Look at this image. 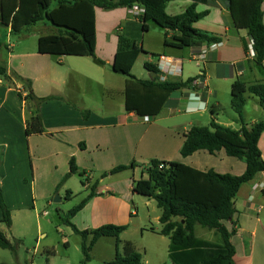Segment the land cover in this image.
<instances>
[{
	"label": "crops",
	"instance_id": "obj_1",
	"mask_svg": "<svg viewBox=\"0 0 264 264\" xmlns=\"http://www.w3.org/2000/svg\"><path fill=\"white\" fill-rule=\"evenodd\" d=\"M192 4V0L173 1L168 4L167 13L170 16L181 15ZM262 9L264 21V4ZM134 10L96 8L95 54L97 60L103 64L91 57L55 58L40 54L39 39L52 34L46 26L37 25L30 33L20 36H13L10 28L0 29V40L4 44L0 50V64L7 66L9 77L7 81L0 78V188L12 213V228L13 212H22L26 208V201L22 203L21 200L26 197L28 189L34 194L38 181H48L51 163L57 176H63L68 173L70 161L74 158L78 168L85 171L86 178L89 179L87 189L98 182L97 194H113L97 195L73 218L72 223L80 231L94 230L109 224H129V198L131 195H137L133 191L134 182L148 179L143 169L148 167L152 160L180 162L202 172L214 170L219 174L234 176H241L246 171L244 161L230 158L224 151L214 155L207 151H198L183 158L181 149L185 141L184 136L198 123H189V127H183L181 136H176L171 128L149 124L145 121L146 117L127 112L125 86L128 78L113 72L112 67L120 47V36H127L146 52L147 62L158 64L159 59L153 57L154 52H157L158 55L182 64V74L167 76V81L185 82L190 78L203 76L197 81H203L205 86H201L199 90L183 89L174 93L157 117L167 110L168 118H174L182 109L188 116L202 115L209 111L210 106L212 114L217 115V110L223 106L219 96L231 95V86L236 80L246 84H264V74L253 64V60L249 59L243 46L242 39L248 38L247 31L237 30L225 0H208L207 3H200L197 10L209 11V15L195 24V27L221 38V43L214 44L215 48L206 45L202 48L185 49L165 47V39L171 42L175 33L161 34L158 42L152 44L149 39L150 25L147 32L141 31L142 24ZM139 40H142V43H139ZM152 47L160 51H153ZM205 49L208 50L207 58L199 65L196 57ZM146 73L142 79L135 77L141 80L154 78L149 71ZM16 75L32 82V91L37 98L59 97L44 102L40 107L46 131L44 134L27 135V121L34 111L35 104L19 97L23 86L15 79ZM159 77L157 76L158 80ZM211 84L214 89H210ZM97 88L111 92L117 95V98H106L101 103L93 92L94 89L97 91ZM196 95L200 97L199 100H195ZM23 96L25 97V94ZM81 111H89L88 118H84ZM212 117L218 124L233 130H240L243 124V120L238 118L232 119L231 123H225L215 115L211 116V120ZM255 123L258 121L247 125ZM261 135L259 149L264 159V133ZM134 147L141 148V152L134 153ZM102 148H110L112 153L95 157L94 152ZM88 157L94 162L92 167L129 165L133 159L137 167L98 181L89 173L91 169L86 162ZM262 185L264 174L258 175L256 179L241 187L234 204L237 210L234 218L236 224L226 223L227 229L235 231L232 241L236 248V264H264ZM160 216L156 218L157 223H160ZM1 217L0 210V219ZM1 225L3 224H0V229ZM198 226L194 227L196 237ZM207 230L213 231L220 240L203 241L215 245L223 244L220 234L215 230ZM154 233L160 235L158 231ZM160 236L166 239L163 241H167L169 258L170 241L167 237ZM170 264H173L171 260Z\"/></svg>",
	"mask_w": 264,
	"mask_h": 264
},
{
	"label": "trees",
	"instance_id": "obj_2",
	"mask_svg": "<svg viewBox=\"0 0 264 264\" xmlns=\"http://www.w3.org/2000/svg\"><path fill=\"white\" fill-rule=\"evenodd\" d=\"M177 0H0V29L10 28L13 36L26 35L37 25L46 26L52 34L39 39V53L51 57H91L100 64L95 54V10H114L118 8H143L139 16L142 31L147 32L153 24L164 30L166 35L173 32L172 41L165 39V47L173 46L180 49L211 47L221 43V38L201 31L195 24L204 20L209 11L199 12L200 3L208 0H192L193 4L181 15L170 16L167 13L169 3ZM226 7L232 16L237 30L247 31V39H242L243 46L249 57V45L253 44L255 57L253 64L264 74V0H225ZM4 44L0 40V50ZM146 52L131 41L127 36H120V47L116 54L113 72L127 79L125 86V110L134 112L141 117L154 118L163 110L169 98L183 89H193L198 78L187 81L160 82L161 74L158 64L145 63L144 68L154 75L152 80H141L132 74L133 67L141 54ZM159 59L161 55H153ZM6 65L0 64V78L7 81ZM23 88L19 97L25 101L34 102V111L27 121V135L44 134L41 105L59 97L49 96L37 98L32 91V82L18 75L15 76ZM232 87V107L240 120L247 103L246 94L258 97L264 104V84H246L236 80ZM199 89V88H198ZM25 94V97L23 96ZM88 118L89 111H81ZM215 115V113H214ZM213 116V114H212ZM240 130H233L212 120L208 127L193 126L186 134L181 156L187 158L198 151H207L214 155L224 151L230 158H237L246 164V171L241 176L219 174L214 170L202 172L180 162L152 160L143 169L148 179L134 182L133 191L137 195L154 199L161 210L159 222L160 235L167 237L169 244V259L173 264H236L234 257L236 248L232 238L234 230L227 229L226 223H235L237 210L235 200L241 187L264 174V159L259 149L261 134L264 133V122L251 126L242 121ZM164 165L160 169V165ZM137 167L136 162L130 166H119L103 174L102 178ZM80 175L86 187L89 179L86 172L76 165L72 158L65 181L74 175ZM97 184L91 188L89 195L76 207L62 217L64 224L82 237L84 263L90 261V253L101 238L119 239L126 232L123 225H104L98 229L80 231L73 223V218L97 195H113L111 192L97 194ZM61 186L58 187V190ZM73 192L68 191L66 199L70 200ZM0 224L8 230L12 228V213L0 188ZM197 225L220 234L223 244L215 245L195 236ZM153 231V230H152ZM8 240L0 229V248L10 250L17 255L18 244ZM106 264H143L141 256L136 254L130 243L124 244L123 256Z\"/></svg>",
	"mask_w": 264,
	"mask_h": 264
},
{
	"label": "rangeland",
	"instance_id": "obj_3",
	"mask_svg": "<svg viewBox=\"0 0 264 264\" xmlns=\"http://www.w3.org/2000/svg\"><path fill=\"white\" fill-rule=\"evenodd\" d=\"M151 33L149 39L152 44L158 42L161 34L165 31L159 27L150 24ZM142 31V27H141ZM142 43V40L138 41ZM159 45V43H158ZM153 51L158 48L152 47ZM153 55H158L154 52ZM148 61L146 54H141L137 59L132 74L141 78L147 74L144 64ZM93 67H96L92 61H89ZM188 62L186 61L185 64ZM97 68V67H96ZM210 89H214L211 84ZM94 94L103 103L104 99L117 98V95L97 88L93 90ZM222 101V108L217 110L220 121L231 123L232 119L239 118L233 111L232 96L229 94L219 96ZM197 100V99H195ZM247 103L243 111L244 124H251L253 121H264V104L254 95L246 94ZM214 98H212V103ZM119 102H117L118 104ZM213 105V104H212ZM263 106V107H262ZM212 106H210V109ZM208 109L202 115H185L183 109L174 118H168L167 110L160 117H154L149 120V124H155L158 127L171 128L176 136H181L184 126L189 127V123H198L195 126L208 127L211 121L212 110ZM117 110V108H115ZM214 115V114H213ZM109 149V150H108ZM134 153L139 154L141 148H133ZM111 154L110 148H102L94 152V156H103ZM143 155V154H142ZM52 161V160H51ZM50 161V163H51ZM135 161V159L131 160ZM88 167L91 169L95 180H100L103 174L108 173L119 166H130L132 163L119 164L116 166H93L94 162L88 157ZM48 167V166H46ZM45 167V168H46ZM50 176L47 182L38 181L35 193L30 189L26 197L21 200L26 201V208L22 212L14 213V227L8 230L5 225L1 229L6 234L9 241L18 244L17 255L10 250L0 248V264H83L84 253L82 251L83 239L77 235L71 227L64 224L62 217L67 212L79 205L91 192L83 186V179L80 175H74L65 181L66 175L57 176L54 167L50 166ZM131 171V170H130ZM130 171L127 173L130 174ZM69 172V170H68ZM132 177V176H130ZM60 189L58 190V187ZM40 188V190H39ZM42 193H41V192ZM73 192L70 200L66 199L67 192ZM118 196V195H116ZM61 202H55L56 199ZM131 219L125 233L119 239L101 238L90 253V261L86 264H106L113 261L117 255L123 256L124 244L130 243L133 251L141 256L143 264H170L168 258V244L166 239L154 231H161V224L157 223L156 218L161 215V210L157 207L156 201L141 195H131L129 198ZM135 213V214H133ZM138 214V215H137ZM153 230V231H152ZM197 237L201 240L219 241V237L214 235L213 231L203 229L198 226L196 229Z\"/></svg>",
	"mask_w": 264,
	"mask_h": 264
},
{
	"label": "built area",
	"instance_id": "obj_4",
	"mask_svg": "<svg viewBox=\"0 0 264 264\" xmlns=\"http://www.w3.org/2000/svg\"><path fill=\"white\" fill-rule=\"evenodd\" d=\"M134 14L139 17L144 13V9L143 8H139V7H134ZM212 48H215L216 46L212 45ZM207 54H208V50H204L202 51V53L200 55H198L196 57L198 64H203L202 62L205 61V59L207 58ZM255 57V53L253 50V44L251 43L249 45V59H253ZM158 67L159 70L161 72V74L159 75V81L160 82H165L166 81V77L167 76H176V75H180L183 72V68H182V64L178 61L172 60L170 58H167L166 56H161L159 58L158 61ZM195 90H199L198 88H200L201 86H205L203 81H195L192 85ZM196 99L199 100L200 97L198 95H196ZM150 118L146 117L145 121L149 122ZM164 167V165H160V169H162ZM264 188V185H262Z\"/></svg>",
	"mask_w": 264,
	"mask_h": 264
},
{
	"label": "water",
	"instance_id": "obj_5",
	"mask_svg": "<svg viewBox=\"0 0 264 264\" xmlns=\"http://www.w3.org/2000/svg\"><path fill=\"white\" fill-rule=\"evenodd\" d=\"M55 202H61V199L60 198L59 199H56Z\"/></svg>",
	"mask_w": 264,
	"mask_h": 264
}]
</instances>
